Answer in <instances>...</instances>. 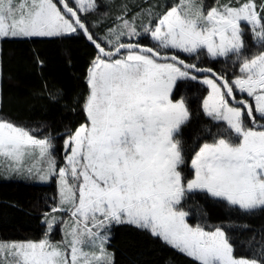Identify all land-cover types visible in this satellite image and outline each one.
Returning a JSON list of instances; mask_svg holds the SVG:
<instances>
[{"label": "snow or ice", "instance_id": "6c2138e0", "mask_svg": "<svg viewBox=\"0 0 264 264\" xmlns=\"http://www.w3.org/2000/svg\"><path fill=\"white\" fill-rule=\"evenodd\" d=\"M37 39L81 43L87 62L70 98L35 94L60 105L58 123L12 119L0 88V179L56 186L42 237L0 244V264H116L115 228L184 264H264V228L211 223L194 203L264 216V0H0V43ZM178 82L205 85L202 114L229 133L190 156Z\"/></svg>", "mask_w": 264, "mask_h": 264}, {"label": "trees", "instance_id": "16d2710c", "mask_svg": "<svg viewBox=\"0 0 264 264\" xmlns=\"http://www.w3.org/2000/svg\"><path fill=\"white\" fill-rule=\"evenodd\" d=\"M168 3L173 0H167ZM147 43V42H145ZM249 50H254L248 38ZM70 56V62H69ZM42 61V65L40 62ZM87 62V53L81 43H61L35 40L34 42H7L0 44V71L4 112L14 120L27 123L50 121L58 123L64 113L59 104H48L37 99L36 93L44 84L62 88L70 95L81 86L80 77ZM219 66V65H218ZM182 95L189 99L193 116L179 133L178 138L188 149V155L203 142H210L213 133L221 126L211 122L202 114V99L206 88L197 83L179 82ZM201 112L200 116L195 113ZM199 137V139H197ZM56 191L54 183L40 185L32 181L0 179V242L37 241L44 231L41 210L47 207ZM208 213L211 223L227 222L231 216L238 222H247L257 231L264 228V216L244 221L228 213L219 205L194 200ZM189 219L196 221L195 208ZM239 239L247 240L250 232H233ZM59 240V232L54 233ZM115 254L116 264H184L183 258L171 249L154 243L144 234L130 228H115L109 243Z\"/></svg>", "mask_w": 264, "mask_h": 264}, {"label": "rangeland", "instance_id": "374dc122", "mask_svg": "<svg viewBox=\"0 0 264 264\" xmlns=\"http://www.w3.org/2000/svg\"><path fill=\"white\" fill-rule=\"evenodd\" d=\"M206 2L207 3H213V0H206ZM1 44V43H0ZM179 83V82H178ZM200 84V83H199ZM202 85V84H201ZM0 86H1V71H0ZM205 88H206V86L205 85H203ZM229 133H227V132H223V134H221V136H227ZM20 180V179H19ZM34 183H36V184H40V185H50L51 183H49V184H42V183H39V182H34ZM58 232H59V236H60V238H61V236H62V233L58 230ZM59 238V239H60ZM4 243H7V242H0V244H4ZM8 243H12V242H8ZM4 259V256H3V254L2 253H0V260H3Z\"/></svg>", "mask_w": 264, "mask_h": 264}]
</instances>
